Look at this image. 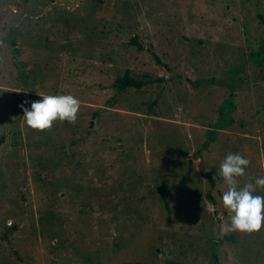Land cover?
I'll return each instance as SVG.
<instances>
[{"label": "rangeland", "instance_id": "1", "mask_svg": "<svg viewBox=\"0 0 264 264\" xmlns=\"http://www.w3.org/2000/svg\"><path fill=\"white\" fill-rule=\"evenodd\" d=\"M38 94L75 123L27 127ZM230 153L255 188L264 0H0V264H264L221 231Z\"/></svg>", "mask_w": 264, "mask_h": 264}, {"label": "clouds", "instance_id": "2", "mask_svg": "<svg viewBox=\"0 0 264 264\" xmlns=\"http://www.w3.org/2000/svg\"><path fill=\"white\" fill-rule=\"evenodd\" d=\"M41 99L27 101L20 107L23 110L24 123L34 130H46L53 122L75 123L80 102L72 95H40ZM250 161L235 153L228 154L220 164L218 176L227 186L222 194V205L229 213V223L221 226L224 234L230 232L253 233L264 227V195L255 194L257 189L264 190V177L255 179L253 184L240 187L237 178L245 175Z\"/></svg>", "mask_w": 264, "mask_h": 264}, {"label": "trees", "instance_id": "3", "mask_svg": "<svg viewBox=\"0 0 264 264\" xmlns=\"http://www.w3.org/2000/svg\"><path fill=\"white\" fill-rule=\"evenodd\" d=\"M137 41L134 42V45H137ZM197 84H200V82H196ZM141 82H138L134 79H131L129 78V76H127L125 79H122V80H119L117 82V87L120 89V90H125V89H128V88H141ZM180 264V263H178Z\"/></svg>", "mask_w": 264, "mask_h": 264}, {"label": "water", "instance_id": "4", "mask_svg": "<svg viewBox=\"0 0 264 264\" xmlns=\"http://www.w3.org/2000/svg\"><path fill=\"white\" fill-rule=\"evenodd\" d=\"M186 78V80L189 82L190 81V78L189 77H185ZM91 125H94V122H92V124Z\"/></svg>", "mask_w": 264, "mask_h": 264}]
</instances>
